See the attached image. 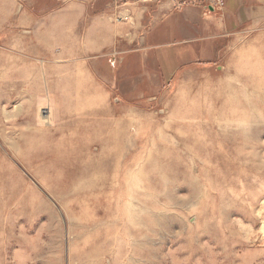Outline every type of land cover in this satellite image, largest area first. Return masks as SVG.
Masks as SVG:
<instances>
[{"label":"rangeland","instance_id":"rangeland-1","mask_svg":"<svg viewBox=\"0 0 264 264\" xmlns=\"http://www.w3.org/2000/svg\"><path fill=\"white\" fill-rule=\"evenodd\" d=\"M37 29L0 32V264H264V36L148 77Z\"/></svg>","mask_w":264,"mask_h":264},{"label":"crops","instance_id":"crops-1","mask_svg":"<svg viewBox=\"0 0 264 264\" xmlns=\"http://www.w3.org/2000/svg\"><path fill=\"white\" fill-rule=\"evenodd\" d=\"M39 26L53 34L84 29L91 52L122 55L127 71L138 65L149 77L155 65V76H167L175 67L219 64L239 41L264 36V0H225L222 10L212 0H0V32Z\"/></svg>","mask_w":264,"mask_h":264},{"label":"built area","instance_id":"built-area-1","mask_svg":"<svg viewBox=\"0 0 264 264\" xmlns=\"http://www.w3.org/2000/svg\"><path fill=\"white\" fill-rule=\"evenodd\" d=\"M213 6L218 9L222 10L225 7V0H212ZM118 21H128L127 17L118 18Z\"/></svg>","mask_w":264,"mask_h":264}]
</instances>
